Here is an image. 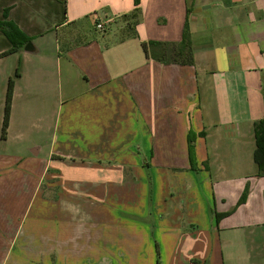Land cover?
<instances>
[{
	"label": "crops",
	"instance_id": "crops-1",
	"mask_svg": "<svg viewBox=\"0 0 264 264\" xmlns=\"http://www.w3.org/2000/svg\"><path fill=\"white\" fill-rule=\"evenodd\" d=\"M135 11L0 0L30 40L2 57L0 29V264H264V0H139L133 26ZM186 27L193 66L147 59Z\"/></svg>",
	"mask_w": 264,
	"mask_h": 264
},
{
	"label": "trees",
	"instance_id": "trees-1",
	"mask_svg": "<svg viewBox=\"0 0 264 264\" xmlns=\"http://www.w3.org/2000/svg\"><path fill=\"white\" fill-rule=\"evenodd\" d=\"M136 11L130 17L134 21L133 26H136L138 23V7L139 0H135ZM5 16H7V11ZM7 18V17H6ZM0 29L6 35L10 41L12 48L9 52H6L2 57L9 56L18 52L25 45L30 43V40L26 38L20 31H17L11 24L7 22H0ZM143 51L148 60H153L163 65H179V66H193L194 64V55L192 50V43L190 33L186 27L184 31L183 40L179 44H165V43H143ZM20 76L19 72L16 73L14 79H11L8 84V90L6 95L5 111H4V120L2 127L1 139L6 140L8 135V128L10 123V116L12 111V102L14 96V86L15 78ZM255 132V141H256V150L254 154V161L258 168L257 176L259 178H264V118L254 125ZM204 134H201L203 136ZM194 143L195 136L190 135L189 145L191 152V164L192 168L196 167V161L194 157ZM248 191L246 190L240 204L244 203L247 198ZM160 264V260H158Z\"/></svg>",
	"mask_w": 264,
	"mask_h": 264
},
{
	"label": "built area",
	"instance_id": "built-area-1",
	"mask_svg": "<svg viewBox=\"0 0 264 264\" xmlns=\"http://www.w3.org/2000/svg\"><path fill=\"white\" fill-rule=\"evenodd\" d=\"M104 28H105V26L101 23L97 25L98 30H104Z\"/></svg>",
	"mask_w": 264,
	"mask_h": 264
},
{
	"label": "water",
	"instance_id": "water-1",
	"mask_svg": "<svg viewBox=\"0 0 264 264\" xmlns=\"http://www.w3.org/2000/svg\"><path fill=\"white\" fill-rule=\"evenodd\" d=\"M30 45H31V44H29V45L26 47V50L32 52V49L30 50Z\"/></svg>",
	"mask_w": 264,
	"mask_h": 264
}]
</instances>
